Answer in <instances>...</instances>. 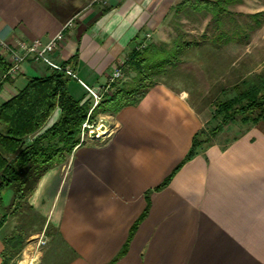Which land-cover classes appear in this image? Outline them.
Instances as JSON below:
<instances>
[{"label": "crops", "instance_id": "crops-1", "mask_svg": "<svg viewBox=\"0 0 264 264\" xmlns=\"http://www.w3.org/2000/svg\"><path fill=\"white\" fill-rule=\"evenodd\" d=\"M179 1L0 0V38L48 41L63 32L53 59L96 88L145 34L159 31ZM3 59L0 79L8 66ZM52 71L28 59L19 76L0 81V105L31 78ZM67 88L75 99L88 98L77 79L69 78ZM59 114L57 109L46 127ZM114 120L106 140L77 145L66 162L43 172L29 194L28 205L43 225L25 241H44L41 264H264V119L231 138L219 134L159 189L208 114L159 83ZM8 224L9 217L0 226V264H15L6 260L16 233Z\"/></svg>", "mask_w": 264, "mask_h": 264}, {"label": "trees", "instance_id": "trees-1", "mask_svg": "<svg viewBox=\"0 0 264 264\" xmlns=\"http://www.w3.org/2000/svg\"><path fill=\"white\" fill-rule=\"evenodd\" d=\"M236 1L239 0H180L171 7L169 14L180 17L182 14L201 13L202 17L209 18L210 23L220 30L213 41L236 42L249 38L252 31V27L242 32L239 31L240 26L226 27L224 17L232 14L229 6ZM231 21L230 18L228 22ZM139 43L123 63L125 75L126 72L127 76L130 73L134 75L121 86L116 85L114 93L102 100L93 109L92 115L99 110L117 113L125 106L139 103L157 84L152 82L153 78L168 66H176L181 52L191 46L190 41H185L180 35L172 44L153 41L138 48ZM0 63H6L2 56ZM68 80L59 71L31 78L16 95L0 105V122L3 124V130L0 131V204L3 202L4 190L13 187L15 197H19L22 187L33 179L30 194L43 172L55 163L66 162L79 145L82 123L87 118L91 105L87 99H75L69 93ZM57 109L60 111L58 119L46 127ZM215 115L221 116L218 124L210 131L201 128L194 134L192 145L184 159L157 189L166 186L182 165L210 145L228 123L239 119L245 126H249L264 119V79L262 85L242 89L232 98L219 103ZM145 215L146 211L133 225L131 235ZM6 217V214L2 216L0 226ZM127 248L128 243L116 259L124 255ZM2 264H8V261Z\"/></svg>", "mask_w": 264, "mask_h": 264}, {"label": "rangeland", "instance_id": "rangeland-1", "mask_svg": "<svg viewBox=\"0 0 264 264\" xmlns=\"http://www.w3.org/2000/svg\"><path fill=\"white\" fill-rule=\"evenodd\" d=\"M229 9L232 14L224 17L226 27L240 26V32L252 27L249 38H243L238 43L213 41L220 30L210 23L209 18L202 17L198 12L182 14L180 17L169 14L163 18L156 34L144 35L147 43L155 41L172 44L179 35L185 41H190L191 46L181 52L176 66H168L164 72L156 75L152 82L175 88L184 94L197 110L208 114L209 120L203 127L207 131L215 127L221 119L220 115H215L219 103L232 98L242 89L262 85L264 79V0H239L231 4ZM252 15L253 17H250ZM230 18L232 23L228 22ZM133 75L130 73L127 76L126 72V75L103 95L99 103L114 93L116 85L121 86ZM86 99L91 106L87 118L82 123L80 141H104L115 130V113L99 110L94 116L92 111L99 103L95 105L93 98L89 96ZM243 127L245 124L238 119L225 125L216 136L220 134V138L228 139ZM2 130L3 124L0 127V131ZM91 136L93 138H90ZM32 182L33 179L22 187L19 197H15L13 187L4 190L3 202L0 204V219L6 214L9 217V231L16 230L12 237L15 249L6 259L14 258L15 264H41L38 253L44 245V242H40L41 237L25 241L27 236L39 231L43 225L42 218L27 202ZM26 247H32L33 250H27Z\"/></svg>", "mask_w": 264, "mask_h": 264}, {"label": "built area", "instance_id": "built-area-1", "mask_svg": "<svg viewBox=\"0 0 264 264\" xmlns=\"http://www.w3.org/2000/svg\"><path fill=\"white\" fill-rule=\"evenodd\" d=\"M94 1L107 3L108 0ZM147 36H149V34ZM62 39L63 32L48 41H43L38 38L32 41L20 40L16 44H11L0 38V56L6 57L8 60V66L3 72L0 81H5L19 76L23 72L24 63L28 59H33L34 61L44 63L53 71L63 72L67 77L80 81L85 86L88 96L92 97L94 104L97 105L103 95L110 91L113 85L125 76L123 69L124 62L114 65L113 69L108 73V80L105 84L96 88L88 86L79 78L78 74L70 65L62 64L53 59L52 54L59 48V42ZM147 44L146 38H144L139 43L138 48H143ZM90 138L93 137L91 136ZM82 141L83 139L80 141L79 145L83 143Z\"/></svg>", "mask_w": 264, "mask_h": 264}, {"label": "bare ground", "instance_id": "bare-ground-1", "mask_svg": "<svg viewBox=\"0 0 264 264\" xmlns=\"http://www.w3.org/2000/svg\"><path fill=\"white\" fill-rule=\"evenodd\" d=\"M94 132H95V130H94ZM92 133V132H91Z\"/></svg>", "mask_w": 264, "mask_h": 264}]
</instances>
